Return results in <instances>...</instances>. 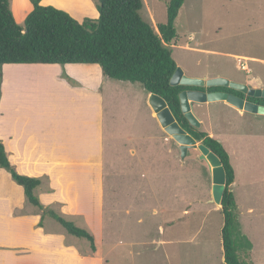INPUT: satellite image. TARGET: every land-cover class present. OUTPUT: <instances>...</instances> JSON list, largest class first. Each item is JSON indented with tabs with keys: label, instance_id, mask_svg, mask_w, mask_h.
Masks as SVG:
<instances>
[{
	"label": "rangeland",
	"instance_id": "rangeland-1",
	"mask_svg": "<svg viewBox=\"0 0 264 264\" xmlns=\"http://www.w3.org/2000/svg\"><path fill=\"white\" fill-rule=\"evenodd\" d=\"M142 1L141 17L157 33L158 25L166 23L169 0ZM15 20L23 25L20 11ZM174 26L177 37L169 46L184 75L222 77L264 88V0H186ZM111 83L130 89L123 93L112 90L114 96L107 103L109 121H105L102 156L107 216L150 218V210L143 209L150 205L156 209L155 218H187V264H224L221 206L209 203L212 181L207 164L199 160V151L190 149L181 159L178 146L160 127L140 85ZM114 111L118 117L112 119ZM194 114L201 123L199 130L220 140L228 151L235 172L231 191L236 221L252 243L251 261L264 264V115L245 113L224 102L194 105ZM0 172V192L20 199L19 211H36L10 174ZM40 180L43 184L45 179ZM59 216L86 229L77 218ZM43 226L50 231L64 230L51 217L43 220ZM148 226L145 222L133 229L143 234ZM67 237L81 250L90 248L84 239Z\"/></svg>",
	"mask_w": 264,
	"mask_h": 264
},
{
	"label": "crops",
	"instance_id": "crops-1",
	"mask_svg": "<svg viewBox=\"0 0 264 264\" xmlns=\"http://www.w3.org/2000/svg\"><path fill=\"white\" fill-rule=\"evenodd\" d=\"M10 4L14 18L20 11L22 20L33 9L30 0ZM40 4L64 10L79 22L98 18L95 0ZM111 84L98 65L2 66L0 142L10 164L20 175L45 179L35 191L40 203L56 214L81 220L95 238L96 252L79 249L64 230L38 228L42 212L19 211L22 201L0 192V264H187V218H155L156 209L150 205L143 209L150 210L152 218L114 219L105 212L102 156L107 103L114 96L112 90L130 89ZM112 114V119L118 117L117 111ZM145 222L157 228L151 231L148 226L143 234L133 229Z\"/></svg>",
	"mask_w": 264,
	"mask_h": 264
},
{
	"label": "trees",
	"instance_id": "trees-1",
	"mask_svg": "<svg viewBox=\"0 0 264 264\" xmlns=\"http://www.w3.org/2000/svg\"><path fill=\"white\" fill-rule=\"evenodd\" d=\"M185 1L169 0L166 23L158 25L156 33L141 17L142 0H95L98 18H84L81 22L64 10L41 5V0H30L33 9L22 26L14 18L10 0H0V86L5 64H89L98 65L110 80L137 83L147 95L163 98L178 124L216 154L224 166L226 186L221 200L220 231L224 264H253L252 243L240 232L236 221L231 191L235 172L229 155L218 140L192 127L181 113L179 94L199 88L170 85L177 64L169 44L177 37L174 24ZM0 169L6 170L22 188L27 202L42 212L38 228L43 227L45 216L51 217L67 235L86 240L92 253L96 252L92 233L44 208L35 194L42 181L18 174L1 142Z\"/></svg>",
	"mask_w": 264,
	"mask_h": 264
},
{
	"label": "water",
	"instance_id": "water-1",
	"mask_svg": "<svg viewBox=\"0 0 264 264\" xmlns=\"http://www.w3.org/2000/svg\"><path fill=\"white\" fill-rule=\"evenodd\" d=\"M170 85L184 87L206 86L208 88L229 87L239 90L249 97L264 99V88H250L245 84L230 81L222 77L210 79L190 78L184 75L182 69L179 67L176 68L170 78ZM178 98L181 113L188 123L196 129L201 127V123L194 114V105L224 102L245 113L264 115V105L244 101L223 92L203 93L198 91H182ZM148 105L155 114L160 127L178 146L181 159L187 156L190 149L199 151V160L207 164L212 181V197L209 203L221 206V200L226 186V173L220 158L210 151L203 143L196 141L178 124L163 98L155 94H149Z\"/></svg>",
	"mask_w": 264,
	"mask_h": 264
},
{
	"label": "flooded vegetation",
	"instance_id": "flooded-vegetation-1",
	"mask_svg": "<svg viewBox=\"0 0 264 264\" xmlns=\"http://www.w3.org/2000/svg\"><path fill=\"white\" fill-rule=\"evenodd\" d=\"M238 83L245 84L248 87L252 88L250 85H248L245 82H238ZM194 88H199V89H188V90H183V91H198V92H203V93L223 92V93H227V94L233 95L235 97H238V98H240V99H242L244 101H250V102H254V103L260 104V105L264 104L262 102V98L256 99V98H253V97H249L247 94H245V93H243V92H241L239 90H235V89L229 88V87H224V88L223 87H214V88H217V89H211V88H208V87L204 86V87H194Z\"/></svg>",
	"mask_w": 264,
	"mask_h": 264
}]
</instances>
